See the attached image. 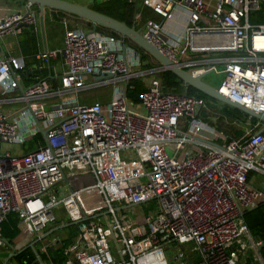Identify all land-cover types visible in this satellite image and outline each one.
<instances>
[{
    "label": "built area",
    "instance_id": "2783aa9c",
    "mask_svg": "<svg viewBox=\"0 0 264 264\" xmlns=\"http://www.w3.org/2000/svg\"><path fill=\"white\" fill-rule=\"evenodd\" d=\"M125 1L134 7V30L174 67L220 75L219 94L264 116V24L250 22L264 0ZM34 7L22 2L0 16V144L30 147L0 153V248L8 215L39 239L62 206L77 225L69 244H49L61 251L59 264H168L165 252L174 264H264V242L244 221L264 205V189L248 181L251 172L264 176L262 124L239 139L217 133L202 119L207 102L165 91L166 70L147 53L95 25L69 28L65 19L62 47L36 56L55 85L37 77L24 86L23 59L6 58L2 40L35 28ZM136 81L144 91L135 104L127 92ZM106 89L105 103L80 102ZM86 193L98 209L84 211ZM154 200V213H139ZM129 208L137 218L124 215Z\"/></svg>",
    "mask_w": 264,
    "mask_h": 264
},
{
    "label": "crops",
    "instance_id": "0c3cea01",
    "mask_svg": "<svg viewBox=\"0 0 264 264\" xmlns=\"http://www.w3.org/2000/svg\"><path fill=\"white\" fill-rule=\"evenodd\" d=\"M2 1H6V2H21V1H17V0H2ZM95 3H98L96 6H102L103 4L106 3V1L104 0H91ZM110 1H119V0H110ZM93 3V4H95ZM19 6L22 5V3H18ZM34 9L37 12L36 15V21H37V25L35 26V28L33 27H22L20 32L15 35V36H6L3 38L2 40V48H3V54L6 58H21L23 59V63H24V72L21 73L22 75V83L24 86H28L30 84H32L34 82V80L37 77L40 78H44L46 80H48V82L54 86L55 82L52 81V79L50 78L53 74V71L47 69L46 67L41 68L40 70L39 68V62H37L36 59H34V57H32L31 55H23V53L21 52L20 49V44H27V47L30 46L29 40L30 38H33L35 40V45L37 48V53L43 52L45 50L47 51H53V50H57L60 49L62 47V43H63V35H64V31H63V35L61 37V42L59 47L57 48H52L50 50H48L47 46H46V39H45V31L47 30V28H45L44 30V24H43V32H44V42H43V38H42V34H41V27H40V23H39V9L38 7H34ZM147 11V10H146ZM148 12V11H147ZM46 13V17H51L52 14H58L55 15L56 18H59L61 25L63 26L61 20L65 19L68 23L69 28H74V29H82V28H87V29H91L93 28V25L91 23L86 22L85 20V24H81L80 22H76L78 20H80V18L70 15V14H66L63 12H59L56 10H51L48 9ZM149 13V12H148ZM151 15V14H150ZM151 18H154L151 15ZM43 20H44V14H43ZM71 24H73L71 26ZM92 26V27H91ZM101 29V27H98V30ZM101 32V31H100ZM27 42V43H25ZM51 66L55 67L56 70H60V66L59 63H55V62H51ZM26 78V79H25ZM106 99V98H104ZM223 134V133H221ZM248 181L251 183L252 186L256 187V188H262L264 187V176L257 174V173H250L248 176ZM251 211V210H250ZM249 212V211H247ZM59 222V221H57ZM53 226L52 229L56 228V227H62V226H66L68 223H64L59 222ZM15 225V228H14ZM72 228H74V226H70ZM69 226L67 227H63L60 228L57 231H53L52 229L49 230L47 233L45 232V235H43L41 238L37 239L36 236L34 234H32L30 231H22L18 228V220L16 221L13 215L7 216V220L5 221L4 225H3V237L6 241V245L2 248H0V264H20L19 260H18V256L21 255L23 252L27 251V255H25L23 257V259L21 260V262H23V264L28 263L29 261H31V258L34 257L36 253L39 254L40 256H42L43 258V263L44 264H59L62 261V255L59 256V254L57 253V251L51 250L49 244L53 241L50 240L51 238L54 237L55 233H57L58 231H67L68 234H71V232L73 233V235L76 232V228L75 229H70ZM51 232V233H50ZM50 233V234H49ZM54 233V234H53ZM48 234V235H47ZM31 246V247H29ZM49 246V247H48ZM34 248V250L32 249ZM11 254H17L15 256H12ZM8 255H11L12 257L7 258ZM41 258V259H42ZM31 264H36V258L33 262H31Z\"/></svg>",
    "mask_w": 264,
    "mask_h": 264
},
{
    "label": "rangeland",
    "instance_id": "374dc122",
    "mask_svg": "<svg viewBox=\"0 0 264 264\" xmlns=\"http://www.w3.org/2000/svg\"><path fill=\"white\" fill-rule=\"evenodd\" d=\"M72 3H76L79 5H83V6H87L88 8H95L97 7L96 5L98 3H95L91 0H66ZM22 3V2H21ZM95 3V4H93ZM127 2L125 0H119L115 3L112 4H108L105 5V7L110 6L111 8H113L119 15L122 14V12L125 10V12H127L129 14L130 9L125 7V4ZM37 6H35L36 8ZM21 8V6L18 5L17 2L12 1V2H6V1H2L0 0V16H5L6 14H10L11 12L14 11H18ZM48 9L44 10V20H43V24H44V30L45 28H47V30L45 31V39H46V46L48 48V50L52 49V48H57L60 45L61 42V37L63 35V31H64V27L61 25L59 18H56L55 15L58 14H52L51 17H46V13ZM36 11V10H35ZM139 12H141V14L143 15V17L145 19L147 18H151L150 13H148L146 10L139 8ZM40 13V12H39ZM124 15V14H123ZM76 22H80L81 24H85V21L83 19H80ZM250 22L252 24L255 23H261L264 24V5H261L260 11L258 12H252L250 14ZM73 24H71L72 26ZM92 27V26H91ZM101 33L104 35H108L111 33V31L104 29L101 27ZM82 30L87 31V28H82ZM129 41V40H128ZM130 44L133 45L132 42L129 41ZM140 53L143 51H141V49L139 48ZM143 56V55H142ZM145 60H148L150 64L152 65H156L158 62L151 57L149 54H147L146 56H143ZM222 77L220 75H215V74H209L208 76H206L203 81L205 83H207L209 86L216 88L219 83L221 82ZM184 85L182 84V86L179 88L178 87V92L179 93H183V87ZM93 93V92H91ZM110 95V90L106 89V90H102L100 92H96V94L94 93L93 95H89L88 98L86 97V99L84 101H80L81 103H93V102H106L109 98ZM106 98V99H104ZM210 99V98H209ZM207 105L208 108L205 112H203L202 114V119L203 122L208 126V127H213L215 129V131L217 133H223L222 135L224 136H228L230 138H234V139H239L245 128H248V130L251 128V126L253 125L249 120H244V121H239L238 119H231L230 117H228L224 112H222L221 108H222V104L218 103L217 101L210 99L207 101ZM28 149H30L29 146H16V145H11L8 143H1L0 144V153H5V152H10V153H14L16 155H21L23 152L27 151ZM124 156V154H122V157ZM127 156V155H125ZM79 201L84 209L85 212H88V210L91 207H94L96 209L99 208L98 206V201L97 199L86 193L83 194L79 197ZM139 213H143V215L145 217H147L148 215L154 213L157 209V202L154 201H150L144 205L141 206V208H139ZM137 211V210H136ZM53 213L57 219V221L59 222H64V223H68V216L67 213L65 211V209L62 206H56L53 209ZM124 215H127L129 217H131L132 219L137 218V214L135 212L134 208H129L126 210V212L124 213ZM123 222V220H121ZM143 221H141L142 223ZM70 229H75L70 227ZM72 233V232H71ZM70 234H68L67 231H58L57 233H55L54 237L51 238L50 240H54L56 239V241H59L61 243V245L63 246V241H68ZM166 253V257H167V261L168 264H174L171 261V258L168 254V252ZM42 258V256H40ZM43 261V258H42Z\"/></svg>",
    "mask_w": 264,
    "mask_h": 264
},
{
    "label": "water",
    "instance_id": "95a60500",
    "mask_svg": "<svg viewBox=\"0 0 264 264\" xmlns=\"http://www.w3.org/2000/svg\"><path fill=\"white\" fill-rule=\"evenodd\" d=\"M17 1L26 2V3H29L31 5H35L38 7L39 12H40L39 13L40 14L39 23L41 27V34H42L43 42H44L43 13L45 9L56 10L59 12H63L66 14L76 16L80 19L85 20L88 23H91L92 25L107 29L111 32H114L120 35L123 39L129 40L134 45H136L138 48L143 50L145 53L153 57L164 70L169 71L171 74L176 76L179 80H181L185 87L194 88L195 90L204 94L208 98L213 99L222 105L236 109L239 112L245 114L246 116H249L252 119L260 122L262 124V128L258 131V133L264 132V116L258 113H255L243 107L240 104L232 102L225 96L219 94L215 88L205 83L203 79L209 75V72L200 74L198 76H193L177 67H174L171 62H169L163 55H161L154 47L148 44L139 35V33L134 30L132 26L128 27L124 23L118 22L112 18H109L103 14H100L88 8L87 6L79 5V4L72 3L66 0H17ZM104 76L110 77L111 75H104ZM104 76L95 77V80L103 79ZM42 136L44 137L45 133H43ZM262 189H264V187H262ZM75 225H77V223L72 222V223L67 224L66 226L56 227L52 229V232L57 231L63 227H67V226L70 227V226H75ZM11 255L15 256L17 254H11ZM11 255H8L7 258L12 257Z\"/></svg>",
    "mask_w": 264,
    "mask_h": 264
},
{
    "label": "trees",
    "instance_id": "16d2710c",
    "mask_svg": "<svg viewBox=\"0 0 264 264\" xmlns=\"http://www.w3.org/2000/svg\"><path fill=\"white\" fill-rule=\"evenodd\" d=\"M115 2H117V1H108V2L105 3V5L112 4V3H115ZM18 3H21V2H18ZM105 5L98 6V7H95V8L93 7L91 9L96 11V12H98V13H100V14H103V15L109 17V18H112V19H114V20H116L118 22L124 23L128 27L132 26L131 20H132L133 14H134L133 5H129L128 3H126L125 7L130 9L129 14L127 12H125V10H124L121 15H119L110 6L105 7ZM101 30H103V29H99V31H101ZM108 35L116 36V33L111 32ZM25 43H27V42H25ZM29 43H30L29 47H27V44H25V45L24 44H22V45L20 44L21 52L23 53V55H27V54L31 55L32 57H34V59L37 60L36 56H37L38 53L36 54L37 48H36V45H35L36 44L35 40L33 38H30ZM37 62H38V60H37ZM160 79L162 81V84L164 86V90L165 91H169V92H173V93H177V94H186L187 96L201 98V99L205 100L206 102L208 100H210L207 96H205L204 94L198 92L197 90H195L194 88H191V87L183 86L184 87L183 88L184 92L183 93H179L178 92V87L180 88L183 83L176 76L171 74L169 71L163 72L161 74V76H160ZM133 85H134V90L133 91H128L127 92V96L133 103L136 104L138 102V95L142 91H144V87H143L142 83H140L138 81L133 82ZM102 103H105V101L102 102ZM221 110H222V112H224L231 119H238L239 121H244V120L248 119V117L245 114L239 112L236 109L230 108L228 106L223 105ZM249 121L253 125L259 123L258 121L254 120L252 118H250ZM10 215H13V214H10ZM10 215H8V216H10ZM13 216H14L15 220L17 221L16 216L15 215H13ZM6 220H7V217H6ZM5 221H4V223H5ZM244 221H245V223H246L251 235L254 238L263 240V242H264V205H261V206L255 208V209H253V210H251L249 212H246L244 214ZM4 223H3V225H4ZM3 225H2V231L4 229ZM14 228H15V225H14ZM72 238H73V233L70 234L68 241H63V246H66L67 244H69L70 241L72 240ZM57 253L59 254V256L62 255L60 250H58ZM25 255H27V251L23 252L21 255H19L17 257L18 260L20 261L19 262L20 264H23V262H21V260L23 259V257ZM262 256L264 258V247L262 249ZM34 260H35V258L32 257L31 261H29L26 264H31V262H33Z\"/></svg>",
    "mask_w": 264,
    "mask_h": 264
}]
</instances>
